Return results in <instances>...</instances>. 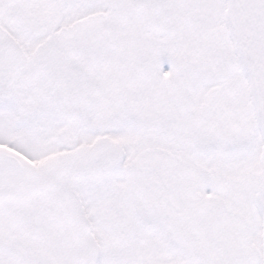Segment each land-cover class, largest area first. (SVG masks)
<instances>
[{
	"label": "snow or ice",
	"instance_id": "1",
	"mask_svg": "<svg viewBox=\"0 0 264 264\" xmlns=\"http://www.w3.org/2000/svg\"><path fill=\"white\" fill-rule=\"evenodd\" d=\"M0 264H264V0H0Z\"/></svg>",
	"mask_w": 264,
	"mask_h": 264
}]
</instances>
